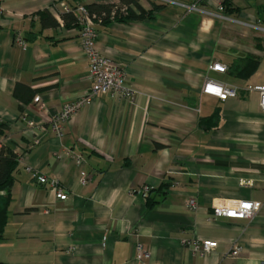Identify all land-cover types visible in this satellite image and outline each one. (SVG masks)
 I'll return each mask as SVG.
<instances>
[{
    "label": "crops",
    "instance_id": "0c3cea01",
    "mask_svg": "<svg viewBox=\"0 0 264 264\" xmlns=\"http://www.w3.org/2000/svg\"><path fill=\"white\" fill-rule=\"evenodd\" d=\"M175 1L214 10L206 0ZM57 2L0 0V141L22 153L8 190L0 261L264 264V113L259 94L247 89L264 84V0H226L220 16L139 0L150 18L96 22L95 47L126 68L132 97L97 95L60 138L33 97L41 95L51 114L91 82L78 28L40 23L38 12L55 4L61 10ZM237 60L240 70L252 62L256 67L236 74ZM214 62L227 70H210ZM205 79L233 85L238 93L224 100L205 94ZM215 110V124L206 121ZM23 112L44 124L37 145L19 119ZM77 154L83 155L80 164ZM26 167L58 179L66 199ZM241 179L253 185H240ZM189 197L196 210L186 206ZM242 199L256 203L252 218L213 214L216 205ZM192 239H214L217 247L201 255L182 242ZM138 243L147 258H137ZM234 244L236 257L230 254Z\"/></svg>",
    "mask_w": 264,
    "mask_h": 264
},
{
    "label": "built area",
    "instance_id": "2783aa9c",
    "mask_svg": "<svg viewBox=\"0 0 264 264\" xmlns=\"http://www.w3.org/2000/svg\"><path fill=\"white\" fill-rule=\"evenodd\" d=\"M162 1V0H161ZM174 4H179L185 8L187 11H202L205 13H210L213 15L220 16L224 12V1L225 0H206L207 3L214 6L213 12L204 10L198 7L197 3H178L175 0H166ZM58 5L63 11L72 10L78 19V31L80 43L83 48L84 54L88 60L89 72L88 78L91 82V85L88 90H86L79 97L68 101L62 105V107L54 113L49 114L47 112V107L43 102L41 95L36 94L33 97V102L38 107L40 111L48 119V127L51 133L60 138L65 129V125L72 119V117L79 112L84 107L91 104L93 98L99 94L109 93L112 96L120 98H131L132 91L130 88L125 86V81L127 78V71L124 66L117 63L112 58L101 54L95 47V41L98 36L97 30L95 28V22L93 18L88 15L86 8L82 4H78L74 9H70L69 5L65 1H59ZM50 11L56 16L59 25L63 26L62 21L58 16L59 10L51 7ZM3 13V8L0 5V14ZM219 14V15H218ZM264 30V29H263ZM17 42L21 45H24V42L21 38L17 39ZM209 69L217 72H225L227 70L226 65L219 62H214L209 65ZM248 90H254L259 94V107L264 113V84L247 86ZM238 89L233 85H228L225 83H219L209 79H205L202 92L205 94L213 95L220 100H224L227 97L236 96ZM20 121L25 125V127L32 132V144L37 145L41 142L44 137L45 127L43 122L36 121L23 112L20 117ZM0 141V147L2 145ZM19 158V161L22 158V153L15 152ZM74 160L76 163L80 164L83 162V155L77 154L74 155ZM26 170L30 173L31 177L35 179L38 183L47 185L55 189L56 197L59 200H64L67 197V191L60 185V182L56 178H47L46 176L39 174L38 171L32 169L31 167H26ZM88 181V176L83 175L81 177V183ZM252 186V180H240V185ZM148 192V186L142 188L143 195ZM186 206L191 210H196V200L194 197H189L186 200ZM257 211V205L251 200L242 199L236 204L233 205H216L213 209L214 215H221L227 218H236V219H245L252 218ZM183 244L191 246L192 249L198 252L201 255H206L210 253L217 247V241L214 239H192L184 240ZM136 256L139 259H144L148 257L147 251H144L141 245L138 243L135 247ZM240 253V248L234 244L231 249V256L236 257Z\"/></svg>",
    "mask_w": 264,
    "mask_h": 264
},
{
    "label": "trees",
    "instance_id": "16d2710c",
    "mask_svg": "<svg viewBox=\"0 0 264 264\" xmlns=\"http://www.w3.org/2000/svg\"><path fill=\"white\" fill-rule=\"evenodd\" d=\"M65 1L66 4L69 5L70 9H74L78 3H69V0H59ZM58 4V2H57ZM56 5V4H55ZM54 8L57 7V5ZM83 5V4H82ZM226 5V0L224 1V9ZM90 17L93 18V21L100 23H110L112 20L127 23L135 20H143L145 18H150L152 12L150 10L144 9L139 0H118L117 2H103L102 0H95L89 4L83 5ZM154 9L161 8V5H157L152 3ZM40 23L43 27H56L59 25L58 20L52 15L51 11L45 9L43 11L38 12ZM58 16L63 23L64 27H76L78 28V19L76 14L70 11L59 10ZM242 60H237L232 65L231 72L235 69L236 74H248L252 72L256 63H250L249 67L243 68L240 70V63ZM248 70V71H247ZM18 86L17 89L18 90ZM28 92L30 90H27ZM18 92V91H17ZM219 112L214 111L211 116L206 119V121H210L215 124V122L219 119ZM202 121V119L200 120ZM19 158L17 154L13 151V149L2 143L0 147V191H3L4 194L0 195V239L3 237L4 225L7 217V204L9 201V189L13 184L14 177L13 172L17 167V163ZM0 264H4L0 261Z\"/></svg>",
    "mask_w": 264,
    "mask_h": 264
},
{
    "label": "rangeland",
    "instance_id": "374dc122",
    "mask_svg": "<svg viewBox=\"0 0 264 264\" xmlns=\"http://www.w3.org/2000/svg\"><path fill=\"white\" fill-rule=\"evenodd\" d=\"M161 1V0H160ZM163 2H165L166 0H162Z\"/></svg>",
    "mask_w": 264,
    "mask_h": 264
}]
</instances>
